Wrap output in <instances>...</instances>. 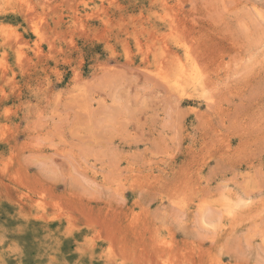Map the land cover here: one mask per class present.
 Segmentation results:
<instances>
[{"label":"rangeland","instance_id":"rangeland-1","mask_svg":"<svg viewBox=\"0 0 264 264\" xmlns=\"http://www.w3.org/2000/svg\"><path fill=\"white\" fill-rule=\"evenodd\" d=\"M0 264H264V0H0Z\"/></svg>","mask_w":264,"mask_h":264},{"label":"bare ground","instance_id":"bare-ground-1","mask_svg":"<svg viewBox=\"0 0 264 264\" xmlns=\"http://www.w3.org/2000/svg\"><path fill=\"white\" fill-rule=\"evenodd\" d=\"M248 196V195H247ZM223 204V203H222ZM244 206V205H243ZM222 207H225V206H222ZM228 207V206H227ZM229 214V213H228Z\"/></svg>","mask_w":264,"mask_h":264}]
</instances>
